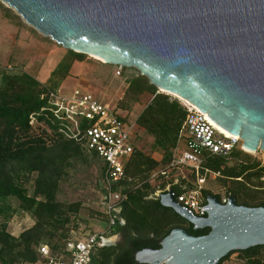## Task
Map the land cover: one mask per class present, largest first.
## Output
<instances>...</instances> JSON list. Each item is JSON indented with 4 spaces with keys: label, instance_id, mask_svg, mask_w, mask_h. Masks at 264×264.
I'll return each instance as SVG.
<instances>
[{
    "label": "water",
    "instance_id": "water-1",
    "mask_svg": "<svg viewBox=\"0 0 264 264\" xmlns=\"http://www.w3.org/2000/svg\"><path fill=\"white\" fill-rule=\"evenodd\" d=\"M0 1L66 50L137 69L158 93L189 102L245 150L264 153V0ZM160 195L164 207L210 233L174 229L160 249L138 252L139 264H219L264 246V207L209 196L207 217L198 218L172 192Z\"/></svg>",
    "mask_w": 264,
    "mask_h": 264
},
{
    "label": "trees",
    "instance_id": "trees-1",
    "mask_svg": "<svg viewBox=\"0 0 264 264\" xmlns=\"http://www.w3.org/2000/svg\"><path fill=\"white\" fill-rule=\"evenodd\" d=\"M6 16L13 18L9 9ZM72 56L77 61H82L84 57L73 52ZM49 91L56 92L30 74L0 68V219H9L16 212L8 204L9 199H17L23 212L35 219L34 226L18 237L8 232L6 224H0V264H36L45 231L48 228L63 229L71 216L79 213L80 203L63 204L57 201L60 182L73 163L88 164L90 160H97L101 163L100 175L103 174L104 164L96 154L87 152L59 133L51 112ZM145 93L150 94L152 100L136 124L155 139L159 149L171 151L169 164L187 111L178 99L158 93V89L143 76L130 83L127 95ZM232 157L238 161L232 167L225 165L226 160L220 158L211 159L208 166L221 172L220 179L232 182L227 192L229 197L236 199L237 205L264 207V202H259L256 190L247 183L261 179L264 167L240 149L235 150ZM159 169L160 162L137 150L135 138L134 153L125 167L127 181L123 184L129 195L122 212L125 225H119L109 235L122 234L125 245L99 249L94 256V264H139L135 259L136 254L147 248L160 249V243L174 229H184L195 237L210 233V229L195 230L174 210L164 207L160 197L147 200L143 193L135 189V185L141 182L150 188L147 181ZM34 174L33 194L30 195L26 186ZM160 180L163 181L162 190L171 183ZM172 190L176 195L182 191L178 187ZM204 194L206 198L214 196L207 189ZM214 197L220 200L219 196ZM48 244L54 249L59 247ZM260 250H264V246L232 252L219 264L235 253L254 258ZM254 264H261V261Z\"/></svg>",
    "mask_w": 264,
    "mask_h": 264
},
{
    "label": "rangeland",
    "instance_id": "rangeland-1",
    "mask_svg": "<svg viewBox=\"0 0 264 264\" xmlns=\"http://www.w3.org/2000/svg\"><path fill=\"white\" fill-rule=\"evenodd\" d=\"M7 9L13 18L6 16ZM74 61L72 51L66 50L50 37L29 26L13 9L0 1V68L30 74L62 97L72 96L76 89L92 95L101 104L117 111L129 125H136L134 137L137 150L160 162L161 168L166 167L171 151L165 152L159 149L155 139L136 124L140 114L151 102L152 96L148 93L137 96L127 95L130 83L142 76L140 72L135 68L108 65L85 55L80 61L84 63V68L79 72L80 66L71 69ZM169 96L182 100L173 95ZM240 144L243 145L242 142ZM247 155L264 167L262 151ZM241 160L248 159L241 158ZM237 162L232 157L225 161V165L232 167ZM100 169L101 163L97 160H90L88 164L73 163L67 169L60 182L57 201L63 204L80 203L81 207L79 213L71 216L70 222L63 229L48 228L42 237L43 243L61 245L67 239H84L89 235L102 234L106 231L107 225L99 214L101 193L97 185L101 178ZM156 172H153L147 181L150 188H146L142 182L135 185V189L143 193L147 200L157 199L158 191L164 187L163 181L154 177ZM35 177L36 174L32 175L31 181L26 186L30 195L33 194ZM231 183L218 179L210 182L207 190L214 196H219L220 200L229 199L227 188L232 186ZM247 183L256 190L259 202H264V175L261 179H253ZM8 204L16 212L9 219L1 218L0 224H6L8 232L18 237L34 226L35 219L23 212L17 199H9ZM108 240H112L111 243H115L118 247L125 245L122 234H116ZM256 261L264 264V250L258 251L254 258H247L242 253L232 254L223 264H254Z\"/></svg>",
    "mask_w": 264,
    "mask_h": 264
},
{
    "label": "built area",
    "instance_id": "built-area-1",
    "mask_svg": "<svg viewBox=\"0 0 264 264\" xmlns=\"http://www.w3.org/2000/svg\"><path fill=\"white\" fill-rule=\"evenodd\" d=\"M48 96L59 133L87 152L96 154L104 164L98 189L101 193L99 214L107 229L102 234L89 235L84 239H68L57 249L42 243L36 264H94L96 252L106 247L108 239L113 237L109 235L119 225H125L122 212L129 195L123 184L127 181L125 167L135 150L136 125H129L117 111L80 89L70 97H62L54 91H49ZM180 102L187 116L176 148L169 164L154 176L171 183L165 190L158 191L157 197L161 193L172 192L183 209L194 217L205 218L208 198L204 191L210 182L222 177L221 172L209 167L208 163L213 158L227 161L237 149L249 152L242 147L239 137L227 135L207 114L189 102ZM173 187L181 189V193L176 195ZM220 201L226 204L228 199Z\"/></svg>",
    "mask_w": 264,
    "mask_h": 264
},
{
    "label": "bare ground",
    "instance_id": "bare-ground-1",
    "mask_svg": "<svg viewBox=\"0 0 264 264\" xmlns=\"http://www.w3.org/2000/svg\"><path fill=\"white\" fill-rule=\"evenodd\" d=\"M95 59H97V58H95ZM98 60H100V59H98ZM101 61V60H100ZM101 62H103V61H101ZM104 63V62H103ZM185 102H187V101H185ZM220 130H222L223 132H225L227 135H229V136H233L230 132H228L226 129H224V128H222V127H220L218 124H216L213 120H211ZM247 152H250V151H248V150H246ZM251 153V152H250ZM112 239H114V238H112ZM112 242V240H108L106 243H111Z\"/></svg>",
    "mask_w": 264,
    "mask_h": 264
},
{
    "label": "crops",
    "instance_id": "crops-1",
    "mask_svg": "<svg viewBox=\"0 0 264 264\" xmlns=\"http://www.w3.org/2000/svg\"><path fill=\"white\" fill-rule=\"evenodd\" d=\"M78 66H80V71L79 72H81L83 70V68H84V63H82L80 61H77V60H75L73 62L71 69L73 70L75 67H78Z\"/></svg>",
    "mask_w": 264,
    "mask_h": 264
},
{
    "label": "flooded vegetation",
    "instance_id": "flooded-vegetation-1",
    "mask_svg": "<svg viewBox=\"0 0 264 264\" xmlns=\"http://www.w3.org/2000/svg\"><path fill=\"white\" fill-rule=\"evenodd\" d=\"M125 244V243H124Z\"/></svg>",
    "mask_w": 264,
    "mask_h": 264
}]
</instances>
